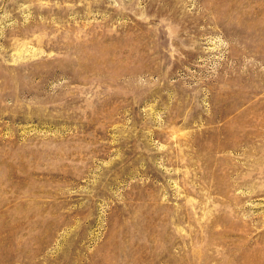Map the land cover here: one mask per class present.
<instances>
[{
  "label": "rangeland",
  "instance_id": "1",
  "mask_svg": "<svg viewBox=\"0 0 264 264\" xmlns=\"http://www.w3.org/2000/svg\"><path fill=\"white\" fill-rule=\"evenodd\" d=\"M0 264H264V0H0Z\"/></svg>",
  "mask_w": 264,
  "mask_h": 264
}]
</instances>
